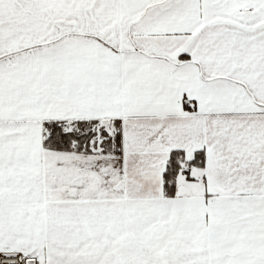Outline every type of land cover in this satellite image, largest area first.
Wrapping results in <instances>:
<instances>
[{"label": "snow or ice", "instance_id": "6c2138e0", "mask_svg": "<svg viewBox=\"0 0 264 264\" xmlns=\"http://www.w3.org/2000/svg\"><path fill=\"white\" fill-rule=\"evenodd\" d=\"M0 264H264V0H0Z\"/></svg>", "mask_w": 264, "mask_h": 264}]
</instances>
